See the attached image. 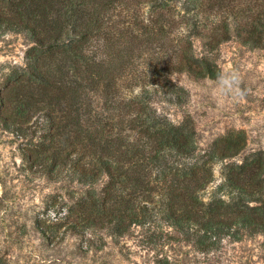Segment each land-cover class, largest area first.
I'll list each match as a JSON object with an SVG mask.
<instances>
[{
  "label": "trees",
  "instance_id": "1",
  "mask_svg": "<svg viewBox=\"0 0 264 264\" xmlns=\"http://www.w3.org/2000/svg\"><path fill=\"white\" fill-rule=\"evenodd\" d=\"M6 30L34 45L0 94L4 124L31 136L33 169L92 188L69 206L65 230L124 236L162 217L204 253L225 238L264 235V153L233 161L247 142L234 131L197 154L194 122L176 124L155 105L183 99L174 73L221 78L215 55L233 34L264 49V0H0ZM218 162L224 182L206 200Z\"/></svg>",
  "mask_w": 264,
  "mask_h": 264
},
{
  "label": "rangeland",
  "instance_id": "2",
  "mask_svg": "<svg viewBox=\"0 0 264 264\" xmlns=\"http://www.w3.org/2000/svg\"><path fill=\"white\" fill-rule=\"evenodd\" d=\"M34 44L25 31H0V94L14 72L27 67V52ZM198 52H204L197 42ZM215 61L222 70L219 79H196L187 72L170 76L184 91L183 99L162 98L155 105L161 115L178 124L187 118L194 122L197 154L214 149L215 142L231 132L243 131L245 150L234 160L255 152L264 153V49H251L236 35L221 45ZM0 98V264H264V235L246 234L241 240L225 238L210 253L198 250L159 217L145 226L133 227L124 236L111 228H94L85 234L65 230L62 219L69 206L89 186L52 180L24 157L28 138L8 128L2 118ZM39 119L33 118L41 141ZM190 160V159H188ZM226 163L215 165V179L204 193L207 200L224 182ZM104 183L95 189L99 192ZM57 196V198H55ZM55 198V199H54ZM45 224L52 233L44 236Z\"/></svg>",
  "mask_w": 264,
  "mask_h": 264
}]
</instances>
